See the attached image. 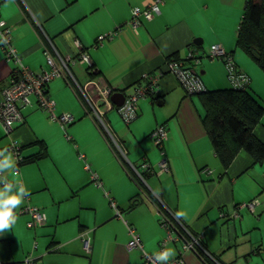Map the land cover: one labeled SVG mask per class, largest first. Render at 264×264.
<instances>
[{"label":"crops","instance_id":"0c3cea01","mask_svg":"<svg viewBox=\"0 0 264 264\" xmlns=\"http://www.w3.org/2000/svg\"><path fill=\"white\" fill-rule=\"evenodd\" d=\"M154 1L0 0V20L11 29L12 45L31 71L50 70L44 35L63 58L75 59L74 43L80 41L98 72L90 76L87 65L75 61L70 65L75 83L70 77H56L47 84L55 115L72 116L64 129L38 108L34 96L22 108V124L11 136L0 123V151L14 141L24 146L21 157L30 158L46 147L43 158L24 165L5 154L15 161L14 169L2 170L5 179L14 192L26 191L13 211L39 208L46 221L29 229L28 216L15 215V223L0 234V264H25L28 259L34 264H144L141 251L127 249L128 227L147 254H157L166 237L158 208L172 212L189 234L202 237L200 243L213 259L209 264H264V162L254 163L241 152L223 169L202 124L205 106L200 95L187 94L166 73L154 94L138 102L137 119L129 125L115 110L107 112V124L126 158L112 152L83 105L81 89L95 101L96 83L106 84L112 96L127 98L144 85L142 75L157 76L168 58L182 62L189 53L200 59L193 71L206 90H224L225 67L204 55L212 45L233 55L235 66L250 78L251 95L264 101V74L236 41L249 0H161V13L150 21L141 19L134 32L127 26L132 10H145ZM115 31L112 40L96 45L99 37ZM14 66L0 50V98ZM161 125L168 131L163 150L169 172L156 176L160 153L150 135ZM253 134L264 144V116ZM145 162L154 173L144 175V186L137 183L131 167L140 170ZM85 163L98 175L121 218L103 191L94 187ZM254 200V213L234 218L240 205ZM82 239L89 240L90 253ZM166 248L174 253L169 260H180L179 264H208L183 252L181 242H169Z\"/></svg>","mask_w":264,"mask_h":264},{"label":"built area","instance_id":"2783aa9c","mask_svg":"<svg viewBox=\"0 0 264 264\" xmlns=\"http://www.w3.org/2000/svg\"><path fill=\"white\" fill-rule=\"evenodd\" d=\"M159 4L161 0H155L152 4H149L145 10L133 9L130 19L127 21V26H129L134 32L141 24L140 20L150 21L154 16L159 15L161 10L159 9ZM41 30V28H39ZM116 31L114 33L104 34L99 37L96 41V45H102L104 41H110L115 37ZM43 37L47 40L43 44V50L45 54L46 61L50 67L49 71H44L41 73H34L28 67H26L21 62V57L18 55L13 47V39L11 36V29L5 26V23L0 20V50L4 53V56L7 61L14 63V68L12 70V78L9 84L1 92L0 100V123H2L4 128V133L7 136H11V133L15 129L16 124H22L23 117L21 115V109L24 106L29 104V97L34 96L37 100V106L40 110L48 114V117L61 125L64 129L67 127L73 120L72 116L69 115H55V103L48 97L46 92L47 84L56 77H70V81L75 83L72 73L70 72V65L75 61H83L87 65V70L89 73H95L92 68L93 65L89 60L86 51H84L80 41H75V48L78 50V55L74 58L71 56L61 57L60 54L54 49L52 42L49 38ZM43 43V41H42ZM205 58L208 61L217 60L222 63L225 67L226 78L232 89H246L250 85V78L247 77L244 73L240 72L235 66L233 55L227 53L224 48L218 45H212L204 51ZM187 59L184 62L180 61H166L164 67L161 68L162 71H158V75H142L141 79L144 81V85L136 88L129 97L125 98L123 104L118 107H114L110 103V98L113 91L108 85H101L96 83V100H91L86 96L85 92L81 89V95L84 97L83 105L86 108L87 114L90 116V119L95 123L97 130L100 132L102 138L106 143H108L112 152L117 155L126 158V154L123 153L120 145L116 141V137L111 131L107 121L105 119L106 113L115 110L119 115L121 120L125 125H129L132 121L137 119L138 116V102L154 94V90L159 83V79L164 76V74L169 73L174 76L175 80L178 81L179 85L183 88L187 94L201 95L206 93L207 90L204 87L202 79L199 75L193 71V67L200 64V59L197 58L193 53L187 55ZM189 65L191 67H187ZM93 82V81H92ZM76 87L79 89L77 84ZM168 131L163 125L155 128V131L150 135L154 146L157 147L158 152L160 153V159L157 163L158 168L155 175H162L169 172V164L166 157V153L163 150L164 144L167 142ZM21 149L22 146L18 145L16 142L12 141L6 149L0 151L4 154H10L16 159L17 163L22 160L21 158ZM80 159H84L80 155ZM84 168L87 171H90V177L94 187L103 191V196L108 200L111 207L114 209V213L117 214V217L121 218V214L117 209L116 204L110 198V195L107 191L102 188V182L94 172H92L88 164H84ZM134 172L137 183L141 185L146 184L144 175L146 173L153 174L154 171L152 167L146 162L138 167H131ZM205 173H209L208 170H204ZM203 172V173H204ZM0 183L2 185L8 184L7 180L4 177L3 171L0 170ZM139 184V185H140ZM258 204L257 200H254L249 203L240 205L237 211L234 213V218H239L242 211L248 209L249 212L254 213V208ZM158 213L160 216L159 223L164 228L166 232L165 240L160 243L159 254L162 251L167 250V243L171 242H181L183 252L193 253L197 255L198 258L206 262V260L213 259L202 247L200 241L201 236H193L189 234L187 228L179 222L177 217L172 212H163L158 208ZM27 215L29 221L27 222L26 227L29 229L37 228L45 224L46 217L39 210L32 206H26L23 210L18 213L14 212V215ZM128 235L130 238L129 243L127 244L128 250H139L142 253V259L144 264H179L180 260L172 259L167 262H158L155 257L157 254H147L144 249H142L141 240L136 234L135 230L132 227H128ZM85 252L90 253V242L89 240L82 239ZM25 264H34L32 259L25 261Z\"/></svg>","mask_w":264,"mask_h":264},{"label":"trees","instance_id":"16d2710c","mask_svg":"<svg viewBox=\"0 0 264 264\" xmlns=\"http://www.w3.org/2000/svg\"><path fill=\"white\" fill-rule=\"evenodd\" d=\"M246 5L238 28L237 47L246 53L264 74V0H249ZM167 61L171 60L168 58ZM182 62L186 64L185 60ZM97 73H90V76H97ZM249 86L236 90L228 83V88L224 90L207 91L200 95L205 106L202 124L224 170L228 169L241 152L248 154L254 163L264 162V144L253 134L254 128L264 116V101H257L251 95ZM18 125L19 123L15 127ZM23 148L24 146L21 152ZM42 150L34 157H21L18 165L33 163L43 158L46 147ZM206 262L209 264V260Z\"/></svg>","mask_w":264,"mask_h":264},{"label":"clouds","instance_id":"9594fccd","mask_svg":"<svg viewBox=\"0 0 264 264\" xmlns=\"http://www.w3.org/2000/svg\"><path fill=\"white\" fill-rule=\"evenodd\" d=\"M15 161L10 155L0 152V170L14 169ZM26 194L25 189L13 191L12 184H6L0 189V234L10 229L15 223L14 209L22 203V197ZM174 255L171 250H165L156 255L158 262H167Z\"/></svg>","mask_w":264,"mask_h":264},{"label":"water","instance_id":"95a60500","mask_svg":"<svg viewBox=\"0 0 264 264\" xmlns=\"http://www.w3.org/2000/svg\"><path fill=\"white\" fill-rule=\"evenodd\" d=\"M118 98L121 99L120 102L117 101ZM124 100H125V96L122 95V94L113 95V96H111V98H110V101L114 104L115 107H118V106H120L121 104H123Z\"/></svg>","mask_w":264,"mask_h":264},{"label":"rangeland","instance_id":"374dc122","mask_svg":"<svg viewBox=\"0 0 264 264\" xmlns=\"http://www.w3.org/2000/svg\"><path fill=\"white\" fill-rule=\"evenodd\" d=\"M123 124H124V123H123ZM244 212H245V213H246V212H247V213H251V212H249V210H248V209H246V210L242 211V213H241V214H243Z\"/></svg>","mask_w":264,"mask_h":264}]
</instances>
